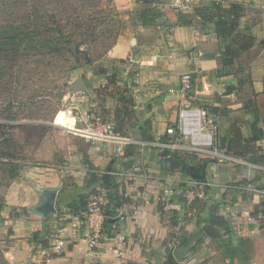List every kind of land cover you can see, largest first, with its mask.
Here are the masks:
<instances>
[{"label":"crops","instance_id":"crops-1","mask_svg":"<svg viewBox=\"0 0 264 264\" xmlns=\"http://www.w3.org/2000/svg\"><path fill=\"white\" fill-rule=\"evenodd\" d=\"M112 1L121 15L123 25L106 60L99 62L103 73L100 75L87 68L76 72H85L86 84L85 87L82 85L83 88L86 91L90 88L100 89L93 86L95 82L106 87L112 69L119 77L128 74L126 87L134 104L131 116L137 122L134 126L125 123L124 129L129 131L133 127L132 131L144 132L132 137L134 141L162 133L167 125L176 121L180 109L188 104L218 110L222 115L218 127L219 140L230 139L233 132L244 139H250L255 128L261 138L250 154L239 158L241 162L219 161L210 156H201L203 160L199 163L189 164L187 173L195 175L198 168L205 165L206 181L211 185L207 189L208 196L217 197L215 191L232 196L226 200L222 197V203L216 206L217 215L226 223L217 238H226L233 244H244L246 249L237 250L238 257L247 255L252 264H264V229L260 227L258 215L254 214L259 206L261 209L264 206V111L257 102L264 93V0H188L187 8L183 11L174 7L179 0H154L153 3L141 0ZM231 5L239 10L234 22L236 30L232 35L222 37L218 26L221 18L232 21L229 13ZM143 11L158 14L154 25L143 24ZM178 14H182L190 25L178 24ZM235 34L252 37L254 44L249 51L238 53L229 75L220 76L217 72L222 70V52L229 46L228 37L231 36L232 41ZM230 47L234 51L238 49L233 42ZM247 55H251L249 63ZM240 62L248 66L238 67ZM187 73L193 74V86L189 94L182 97L178 93L179 78ZM109 101L110 106H106V109L114 117L118 107L117 96H98L91 100L90 105H97L98 102L108 104ZM249 102L251 105H247ZM113 128L115 132L119 129L116 121L113 122ZM78 132L88 144L85 156L94 169L91 172L84 167L78 168L79 172H76V168H72L73 175L83 176L88 172L97 175L102 174L103 169H107L106 173L115 170L128 174L126 189L130 191L131 199H138V202L130 201L134 209L129 208L124 226L125 245L114 248L106 236L95 247L89 248L83 239H70L74 233L80 238L83 233L77 230L74 221L60 224V219H54L51 224L52 213L43 218L25 210L15 220L16 225L25 222L27 227L22 233L15 232L13 236L16 244L9 250V264H142L149 259L155 263L157 259L172 254L170 243L175 242L174 229L158 214L153 199L155 192L166 187L178 171L160 163L154 150L140 148L137 144H121L110 137H91L88 140L86 129ZM120 144L123 149L121 154L116 152ZM73 147L75 155L69 156L72 167L83 157L81 150L79 152L77 146ZM79 179L81 181L77 192L80 195L99 188L100 179L90 185H84V178ZM228 182H240V185L225 187L224 184ZM238 191L240 196L234 199ZM244 191H248L249 196ZM73 193L75 189L70 187L64 193V198L70 199ZM232 198L234 202H230ZM212 200L201 208L204 209L208 204L215 205ZM26 205L21 203L19 208L26 209ZM216 207L208 209L209 214L204 222L198 218L187 220L183 228L190 240H203L202 243L207 244L217 239L201 234L209 219L210 209L215 210ZM32 231L44 237L41 244L40 241L38 243L28 239ZM65 238L69 241L60 253H55V241ZM165 242L169 245H163Z\"/></svg>","mask_w":264,"mask_h":264},{"label":"rangeland","instance_id":"rangeland-1","mask_svg":"<svg viewBox=\"0 0 264 264\" xmlns=\"http://www.w3.org/2000/svg\"><path fill=\"white\" fill-rule=\"evenodd\" d=\"M102 2L105 4L106 0H102ZM111 5H113V8L118 14L117 20L120 21V25H117L118 30L116 29L119 35L123 25L122 18L113 1ZM2 24L3 23L0 22V27ZM228 38L229 40L227 41V44L231 45V36ZM110 40L112 41V39ZM109 43V41H106V43L103 41L95 43L89 42L86 45H81L80 49L93 58L96 54L103 53L108 47ZM107 56L108 52L103 54L99 60L91 63L90 65L85 64L82 57L80 59L78 68H76L70 74L69 81L66 80L67 77L65 73L67 66L65 67V65L60 63V67L64 73L62 72L59 74L62 79L56 85H52L53 77L49 78V71L47 68L43 70L44 76L41 78L39 76L40 73L37 74V65H35L33 62L27 64V66H29L26 69L27 73L19 75L17 74L16 77L22 79L23 83L14 85V87L17 86V89L14 91L15 100L12 99V102L14 103L13 112L19 116L17 117L19 119V123L23 122L27 125L38 124V121L36 120V114L39 113V110H41V113L47 112V104L50 100L52 103L58 104L60 107L59 112H67L68 110H71L73 114L71 116L70 127H64L62 124L57 123L55 116L51 122L50 128H43V130L37 128L30 131L14 132V144L16 147L17 145L20 146L21 144L24 147H22V149L19 147V149H17L19 153H16V163L21 166L17 179L7 181L5 171L0 170V264H9V259L11 256L9 250L16 244V239L13 236L15 232L16 234L22 233L27 227L25 222H19L20 225H16L15 220L19 219L18 217H20L22 213L24 214L25 210H28L30 213L33 212V208L37 206L42 198L41 190L58 189V201L55 202L54 215L52 213L50 219L51 224L53 223L54 219L55 221H59L60 219V224H66L69 221H74L73 217L75 216H79V219L82 222L83 219L78 212H85L88 201L90 200V196L97 197L98 195L101 196L105 194L101 184H99L98 189L89 190L86 193H83L84 195L78 194L77 190L79 187V182L81 181L79 178H84V185H90L91 182H96L101 177L103 178L105 174H107V169H103L102 174L95 175L94 173L88 172L87 175L83 176L73 175L72 171L74 168H76V172H79L78 168L82 169L84 167L86 170L91 172L94 169L93 166L87 161L85 156V148L88 144L85 143L84 136L78 132L82 131L83 128L85 129V119L82 118L85 117L84 113L91 115L95 112H100L103 115L104 122H115L114 117H112V115L109 113L110 111L106 109V106H110L109 104L111 101H109L108 104H102L98 102L97 105H90L91 100L96 98V96H93L92 93L94 88H90L88 91H86V88L81 89L80 84L84 87L86 84L85 72L83 71L82 73H76L80 71V69L84 70L85 68L97 74L103 73L102 65H100L99 62H102L104 59L106 60ZM250 58L251 55H247L248 63V59ZM1 64L2 63H0V120H2V113L6 109L4 99L8 94L5 86L6 79L4 72L2 71ZM20 66H22V63L19 64V67ZM240 66L247 67L248 65L246 63L240 62L238 67ZM38 68H40V71L42 70L41 67ZM22 69L24 68L22 67ZM237 73H239L238 70ZM126 75L128 74H121V77H119L116 71L112 69L111 74L108 76L109 78H115L117 85L125 90V101H128V99L131 98V95L129 94L130 92L126 87ZM102 78H104V76ZM66 83L67 87H63ZM101 84L102 83L95 82L93 86H96L95 88L99 87L100 90H102L103 87ZM105 86L107 90H103L102 93L105 95L107 94L110 97H115V87L108 84ZM55 87L56 89H54ZM86 92H90V95H85ZM259 100H257V102L261 105L262 99L260 101ZM32 101L34 104H31V107L27 108L25 112H23L24 108L21 106V104H27ZM16 104L19 106H16ZM127 106L130 108L128 103ZM136 122L137 121L134 120V118H130L127 121V123H129L131 126H134ZM121 128L122 126L120 125V130ZM123 128H125V124ZM131 128L133 127H130L129 131L128 129L121 131V137L132 138L138 133L144 134L143 131L135 132L132 131ZM8 134L9 133L6 131V129H0V149H3L6 140H2L5 139L6 135ZM73 146H77V150L79 152L81 150L80 153H82L83 156L80 160L76 161V164H73L74 167H72V164L69 160V156L75 155L76 152ZM201 156L202 155H187L185 159H189L188 163L190 162V164H194L203 160L201 159ZM80 162L81 165L79 164ZM1 167L2 166H0V169ZM7 183L9 185L6 186ZM224 185L237 187L240 185V182H228ZM70 187L75 189V193L69 197L70 199H65L64 197L66 196H64V193L67 192ZM128 192L130 193V191ZM215 192L217 197L213 195V197L211 196L210 198L209 196V200L213 199L212 201L215 205L208 204V206H205L204 209L201 207L205 203L195 204L190 208L185 206L179 213L167 214L164 216L162 211L158 209L157 205L155 204V208L157 209V212L160 214L161 218H164L168 225H172L171 227L174 229L175 234L173 239L175 242L170 243V247L173 249L171 252L172 254L161 259H157L155 263L149 259L142 264H167L168 261H173V264H252L247 255H245L246 257L241 255L238 257V254L236 253L237 250L246 249L244 244H233V242L228 241L226 238L223 239L222 237L205 244L202 243L203 240H190L189 236L185 235L186 232L184 231L183 226L186 224L187 220L198 218L200 221H203L208 217L209 208H215L217 204L222 203V197H224L223 199L225 200L232 197H230L228 194L225 196V193L222 192ZM244 193L246 196H249L248 191H244ZM234 196V199L238 198L240 196V192L238 191ZM81 198H84V200L81 202V204H79V200H81ZM234 199L232 198L230 202H234ZM131 201L133 203H137L138 199H131ZM21 203L28 204V206L26 205V209L19 208ZM153 203H155L154 199ZM126 213L129 215V208H126ZM65 214H67V216H65ZM214 215L217 216L216 212ZM257 215L259 216V214ZM39 234L40 233L37 231H32L29 233L28 239L38 243L40 241L41 244V240H44V237H40ZM44 242H42V244ZM163 245L167 246L169 244L168 242H165ZM127 264L130 263L128 262Z\"/></svg>","mask_w":264,"mask_h":264},{"label":"trees","instance_id":"trees-1","mask_svg":"<svg viewBox=\"0 0 264 264\" xmlns=\"http://www.w3.org/2000/svg\"><path fill=\"white\" fill-rule=\"evenodd\" d=\"M141 1L144 3L154 2V0ZM111 3L112 0H106L105 4L102 0H0V22L3 23L0 27V63H2V71L6 79L5 86L8 92L4 99L6 109L2 113L3 116H1L0 129H6L9 133L2 140H6V142L3 146L4 150L0 149V166H2L0 170L5 171L7 181L18 178L21 166L16 163V153H19L17 150L19 147L21 149L24 147L22 144L16 147L14 132L50 128L53 118L60 111L58 104L52 103L50 100L47 104V112L41 113V110H39V113L36 114L38 124L19 123L17 118L19 116L13 112L14 103L12 102V99L15 100L14 91L17 89V86L14 87V85L23 83L22 79L16 77L17 74L27 73L26 69L29 67L27 64L33 62L37 65V74L40 73L39 76L43 78V70L47 68L49 78L53 77L52 85H56L62 79L59 76L63 72L60 63L65 67L67 66L65 73L66 80L69 81L70 74L78 68L82 57L84 63L88 65L99 60L103 54L109 52L115 45L118 37L117 25H120V21L117 20L118 14ZM238 12L239 10L231 5L229 13L232 21L229 18L226 20L224 18L220 19L218 26L220 36L232 35L236 30L234 22L238 17ZM158 17V14L152 11L141 13L142 22L145 25H154ZM177 19L180 25H190V22L182 14H178ZM99 41L104 43L109 41L110 43L103 53L96 54L93 58L80 49L81 45ZM232 42L238 49L234 51L231 49V45L224 48L222 52V70L217 72L220 76L229 75L232 72L235 57L239 52L249 51L254 44V39L250 36L235 34L232 37ZM73 46H76L75 52L72 51ZM20 63H22V66L19 67ZM38 67H41L42 70L40 71ZM107 84L115 87L114 96L118 97V107L114 119L119 126L116 133L121 135L124 128L122 127L120 130V125L123 126L128 119L132 118L133 99L131 97L128 101H125L126 92L117 85L115 78L108 77ZM63 87H67V83ZM103 90L105 91L107 88L94 89L92 91L93 96H109L103 94ZM83 93L85 92L83 91ZM85 95L89 96L90 92H86ZM261 99L264 111V93L260 97ZM127 103L130 108H128ZM31 104H34V102L22 103L23 112L31 107ZM247 105H251V102ZM16 106L19 105L16 104ZM214 111L218 112L216 109ZM262 114L264 116V112ZM260 138L261 136L255 128L250 139H244L238 133L233 132L230 139L220 140V146L232 156L244 158L255 149V143ZM188 160L184 156H174L165 164L171 170L187 173L190 164ZM110 182H112V179L108 176L105 182L100 178L99 183L102 187H111ZM7 185L9 184L7 183ZM83 200L84 198H81L79 204ZM210 210L209 219L203 226L201 234L204 237L215 239L219 231L224 229L226 223L220 216L214 215L216 209ZM78 213L82 212L79 211ZM258 213H264L260 206L254 212V214Z\"/></svg>","mask_w":264,"mask_h":264},{"label":"built area","instance_id":"built-area-1","mask_svg":"<svg viewBox=\"0 0 264 264\" xmlns=\"http://www.w3.org/2000/svg\"><path fill=\"white\" fill-rule=\"evenodd\" d=\"M188 0H179L174 7L183 11L187 8ZM192 73L183 74L179 78L178 93L184 97L192 89ZM220 113L188 104L180 109L175 122L166 126L162 133L154 134L148 139L134 141L131 138L123 139L113 128V122H104L100 112L85 116L86 136L110 137L112 140L137 144L140 148H147L156 152L160 163L169 161L174 156L202 155L210 156L219 161L241 162L238 157L232 156L220 146L218 127L221 120ZM121 144L116 152H123ZM111 177V187H103L104 195L90 196L85 212L73 217L78 231H83L81 238L74 233L70 239H83L89 248L106 237L113 243L115 248L125 245V228L128 215L126 208L134 209L131 195L125 188L128 174L124 172H107ZM170 183L155 192L154 200L158 209L165 215L179 213L185 206L192 207L210 201L207 189L209 182L194 179L190 174L177 172L170 179ZM227 187V186H225ZM264 193V191H263ZM114 194V195H113ZM264 197V196H263ZM263 203H264V198ZM204 204V205H205ZM203 206V205H202ZM264 211V206L263 209ZM259 224L264 229V213L257 217ZM68 238L57 239L53 246L55 253H60Z\"/></svg>","mask_w":264,"mask_h":264},{"label":"water","instance_id":"water-1","mask_svg":"<svg viewBox=\"0 0 264 264\" xmlns=\"http://www.w3.org/2000/svg\"><path fill=\"white\" fill-rule=\"evenodd\" d=\"M72 51H76V46L72 47ZM80 84V83H79ZM80 88L83 89V86L80 84ZM57 125V124H55ZM194 179L206 182V166L201 165L196 174L192 175ZM105 182L108 179V174L102 178ZM58 189H43L41 190L42 198L40 202L33 208V212L41 215L43 218H46L48 214L54 212L55 199ZM167 264H173V261H168Z\"/></svg>","mask_w":264,"mask_h":264},{"label":"bare ground","instance_id":"bare-ground-1","mask_svg":"<svg viewBox=\"0 0 264 264\" xmlns=\"http://www.w3.org/2000/svg\"><path fill=\"white\" fill-rule=\"evenodd\" d=\"M72 111L68 110L67 112H59L56 115V122L59 124H62L64 127H70L71 125V116H72Z\"/></svg>","mask_w":264,"mask_h":264}]
</instances>
